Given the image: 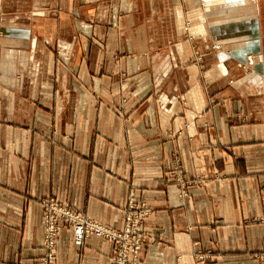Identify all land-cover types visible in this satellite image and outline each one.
<instances>
[{
	"label": "crops",
	"instance_id": "1",
	"mask_svg": "<svg viewBox=\"0 0 264 264\" xmlns=\"http://www.w3.org/2000/svg\"><path fill=\"white\" fill-rule=\"evenodd\" d=\"M260 9V0H0V260L41 264L38 199L120 229L134 187L152 210L140 264H195V241L213 250L215 264H264ZM121 96L131 132L111 111ZM207 101L196 122L209 127L197 123L174 141L161 132L181 129L175 106ZM172 152L185 179L205 178L187 195ZM112 250L94 235L76 246L64 226L55 264H111Z\"/></svg>",
	"mask_w": 264,
	"mask_h": 264
},
{
	"label": "rangeland",
	"instance_id": "2",
	"mask_svg": "<svg viewBox=\"0 0 264 264\" xmlns=\"http://www.w3.org/2000/svg\"><path fill=\"white\" fill-rule=\"evenodd\" d=\"M260 1H261V9L259 10V12H260L261 30L264 34V0H260ZM189 27L190 26L188 24H186L182 28H183V31L186 33L187 38L189 40H191V42H190L192 45L191 48L195 49V47H194L195 45H193L194 42L192 40L193 37H192V34L189 30ZM263 38H264V35H263ZM192 42H193V44H192ZM262 43H263V47H264V41ZM210 49H212L214 52H216L217 54H219L221 56L223 54H224V56H227L226 58H224V60L231 58L230 57L231 55H228V52H230L231 49L229 51L227 49V47H225V46H224V48H222V47H218V46H215L212 44ZM230 54H232V53H230ZM196 58H197V56L195 58L193 57V58L189 59L188 63L194 62L196 60ZM198 67L201 68V70H202L201 72L204 76L205 71L207 70L206 64L203 63L200 66L198 65ZM246 68H249V67L247 66ZM125 75L126 74H122L120 77V80H121L122 77L124 76L122 79V81H123L122 84H124V85H126L125 81L127 78ZM146 75H147V77H149V73H147ZM147 93H148V96L146 95L144 97V99H142V101L147 100L149 97L151 99V89ZM156 100H157V98H156ZM126 101H127L126 97L121 96L117 103L112 104L111 111L113 114H115L119 118H123L125 120L124 121V132H131V122L128 121L129 114L126 111L127 110L126 109ZM145 102H147V101H145ZM156 102L158 105L154 106V109L157 110L158 112H161L163 110L164 106H161V104L159 103V100ZM211 106L212 105L210 104L209 101H207V104L200 106L199 109H197L196 106L186 104V102H185V104L183 103L182 105L178 104L177 106H175V111L180 112L182 114V116L185 118L184 120H181V123H180L181 129H177V128H174L172 126V127L167 128L161 132H173V133H170V136H172V137H169V138L171 139V141H174L177 138V136L179 135L178 132H183V131H186L187 129L189 130V132H192V131H190V128L193 129L192 126L196 125L197 123L201 124L204 127H209V122L206 119H203V121H200V122H196V120H200L201 115H203V112H206V111H208V109H211ZM262 107L264 108V103H263ZM187 114H189V115H187ZM231 119L235 120V122H237V123H242L244 121L242 115L241 114L239 115L236 112L231 115ZM97 128H98V122H96L95 130H97ZM188 130H187V132H188ZM161 139H163V137H161ZM169 157H170V160L172 161L171 171L173 173V176L175 178L176 183L178 184L177 187L179 189L180 195H187V188L189 186H199V184L201 185L205 181V178L203 175L197 176L194 178L185 179V177L183 176V169H182L183 165L181 164L180 155L177 154L176 152H172ZM261 198H262V202L264 205V190L262 192ZM38 203H39L40 208H41L42 226H43V238H42V242H41V248L43 251V258L41 260V264H55L56 238H57L58 232L64 226H66L71 231L72 240L76 246H81L83 244L84 240L90 235L99 236L102 238L104 237L105 239L111 241L113 244V250H112V255H111L110 261H111V264H118L117 258H118L119 246H123V244H121V241L119 239H116L115 237L109 235V234H98V233L93 231V232H90L88 234H84L82 236L81 240L77 242L75 232H74L76 218H83L84 220H86L88 229H90L92 227V225L95 223L101 224V225L107 227V229L109 230L107 232H109V233L112 232L111 234L114 233L116 237L118 235L123 236L126 233V229L131 228V230L133 232H135V235H133L132 233L130 234V237H129L130 241H129L128 245H126V250H127L126 260L128 261V263H126V264H140L141 263V259H142L143 252H144V249L146 246L147 238L149 236L148 230L146 229V227L144 225L145 219L151 214L152 210H151L150 206H148L147 204H145L143 202L142 198L139 195V192L134 187H130L128 189L126 197H125V202L120 207L121 218H122V227L120 229L113 228V227H110L108 225L102 224V223L98 222L97 220L92 219V218L78 212L76 209L72 208L71 206L57 202L53 198H48V197L40 198V199H38ZM60 209H63L64 212L59 211ZM67 215H68V217H67ZM69 215H74V216L70 217ZM49 224H53L55 226L56 231L52 237L53 244L51 247L48 248V245L46 244V242H48L50 240L51 236L46 235L45 225L48 226ZM133 236L134 237L136 236L137 241H138V244H137L138 249L136 250L135 253H133L131 251V246H132L131 242L133 241ZM192 253H193V258H194L195 264H215L216 263V262H214V258H216L217 255L213 252V250L210 247H207V246L201 244L200 242H197V241L193 242ZM262 257L264 258V255H262ZM0 264H6V263H4L0 260Z\"/></svg>",
	"mask_w": 264,
	"mask_h": 264
},
{
	"label": "built area",
	"instance_id": "3",
	"mask_svg": "<svg viewBox=\"0 0 264 264\" xmlns=\"http://www.w3.org/2000/svg\"><path fill=\"white\" fill-rule=\"evenodd\" d=\"M59 211L61 212H64L63 209H60ZM70 217H73L74 215H69ZM68 217V215H67ZM55 226L53 224H49L48 226L45 225V233L46 235H50L51 238L48 242H46V244L48 245V248L52 246L53 244V240H52V237L55 233ZM96 232L98 234H109L113 237H115L116 239H119L121 241V244H123V246H119V252H118V258H117V262L118 264H126L128 263V261L126 260V257H127V250H126V245H128L130 239V234L132 233L133 235H135V232H133L130 229H126V233L123 235V236H120L118 235L117 237L115 236V234H111L107 231H109L107 229V227L101 225V224H98V223H95L92 225V227L90 229H88V226H87V221L84 220L83 218H76V222H75V228H74V232H75V236H76V240L77 242L81 240L82 236L84 234H88L90 232ZM132 246H131V251L133 253L136 252V250L138 249L137 247V244H138V241H137V238L136 236L134 237L133 236V241L131 242ZM133 263V262H132Z\"/></svg>",
	"mask_w": 264,
	"mask_h": 264
},
{
	"label": "bare ground",
	"instance_id": "4",
	"mask_svg": "<svg viewBox=\"0 0 264 264\" xmlns=\"http://www.w3.org/2000/svg\"><path fill=\"white\" fill-rule=\"evenodd\" d=\"M202 4H203V2H202ZM230 26V25H229ZM196 35V34H195ZM193 37V36H192ZM213 45H215V46H218V47H221V45L220 44H213ZM218 50V49H217ZM223 50V49H222ZM221 52V51H220ZM230 53L231 52H228V55H230ZM233 55V54H232ZM204 56H205V54H204ZM223 56H224V54H223ZM227 56H225V58H226ZM244 64L246 65V66H253L254 65V58H253V56L251 55V54H247V55H245V60H244ZM104 238V237H103Z\"/></svg>",
	"mask_w": 264,
	"mask_h": 264
}]
</instances>
